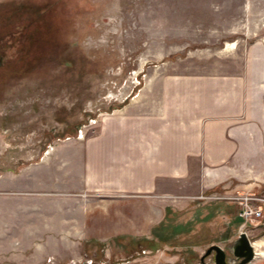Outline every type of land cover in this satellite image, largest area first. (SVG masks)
I'll return each instance as SVG.
<instances>
[{
    "label": "rangeland",
    "instance_id": "rangeland-1",
    "mask_svg": "<svg viewBox=\"0 0 264 264\" xmlns=\"http://www.w3.org/2000/svg\"><path fill=\"white\" fill-rule=\"evenodd\" d=\"M255 45L264 46V0H0V176L94 133L149 71L235 70L241 62L224 49L247 55ZM146 199L115 211L127 227L136 221L138 236L94 240L71 264H215L214 253L201 261L212 246L234 260L245 221L222 187L171 197L167 208ZM243 233L251 264H264V216Z\"/></svg>",
    "mask_w": 264,
    "mask_h": 264
},
{
    "label": "crops",
    "instance_id": "crops-1",
    "mask_svg": "<svg viewBox=\"0 0 264 264\" xmlns=\"http://www.w3.org/2000/svg\"><path fill=\"white\" fill-rule=\"evenodd\" d=\"M226 51L240 68L149 71L94 133L3 173L0 264H71L94 240L138 236L136 221L127 227L115 213L122 200L167 208L171 197L189 202L217 187L240 205L264 197V46Z\"/></svg>",
    "mask_w": 264,
    "mask_h": 264
},
{
    "label": "water",
    "instance_id": "water-1",
    "mask_svg": "<svg viewBox=\"0 0 264 264\" xmlns=\"http://www.w3.org/2000/svg\"><path fill=\"white\" fill-rule=\"evenodd\" d=\"M212 253L215 254V264H251L256 258L253 242L246 233H241L233 246V261H228L226 252L219 246L210 247L201 261L204 262L205 257Z\"/></svg>",
    "mask_w": 264,
    "mask_h": 264
},
{
    "label": "built area",
    "instance_id": "built-area-1",
    "mask_svg": "<svg viewBox=\"0 0 264 264\" xmlns=\"http://www.w3.org/2000/svg\"><path fill=\"white\" fill-rule=\"evenodd\" d=\"M79 132L78 138L81 139V133ZM242 212L240 214L241 218L245 221L242 226V231L246 228V223L248 221L260 220L264 216V197L255 195V196H246L241 198ZM242 232V233H243Z\"/></svg>",
    "mask_w": 264,
    "mask_h": 264
},
{
    "label": "bare ground",
    "instance_id": "bare-ground-1",
    "mask_svg": "<svg viewBox=\"0 0 264 264\" xmlns=\"http://www.w3.org/2000/svg\"><path fill=\"white\" fill-rule=\"evenodd\" d=\"M254 247V246H253ZM254 250H255V248H254ZM256 253V252H255Z\"/></svg>",
    "mask_w": 264,
    "mask_h": 264
}]
</instances>
